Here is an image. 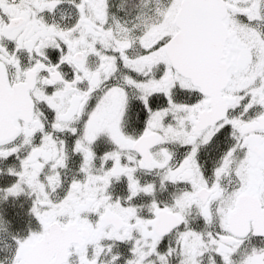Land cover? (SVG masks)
I'll list each match as a JSON object with an SVG mask.
<instances>
[{"label":"snow or ice","instance_id":"1","mask_svg":"<svg viewBox=\"0 0 264 264\" xmlns=\"http://www.w3.org/2000/svg\"><path fill=\"white\" fill-rule=\"evenodd\" d=\"M0 264H264V0H0Z\"/></svg>","mask_w":264,"mask_h":264}]
</instances>
